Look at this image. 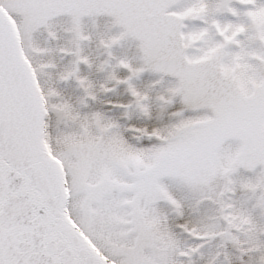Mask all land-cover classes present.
I'll return each instance as SVG.
<instances>
[{"label": "snow or ice", "instance_id": "obj_1", "mask_svg": "<svg viewBox=\"0 0 264 264\" xmlns=\"http://www.w3.org/2000/svg\"><path fill=\"white\" fill-rule=\"evenodd\" d=\"M0 264H264V0H0Z\"/></svg>", "mask_w": 264, "mask_h": 264}, {"label": "rangeland", "instance_id": "obj_2", "mask_svg": "<svg viewBox=\"0 0 264 264\" xmlns=\"http://www.w3.org/2000/svg\"><path fill=\"white\" fill-rule=\"evenodd\" d=\"M43 40V36L40 37ZM87 51L93 56V58L97 61L103 58L102 49L96 48L95 44H92ZM69 58L64 57L63 59L60 56H56V63L60 66H64L68 63ZM81 69L84 73L88 74L90 79L93 81L94 88L97 94V99L94 104L97 107H104L105 109H109L111 114L118 116L121 121L125 120L124 117L120 116V110L113 108L111 105L105 103V100L108 98L111 99H123L127 97V92L123 85H117L112 92L105 93L101 88V84L106 83V73L104 71L98 70L97 65L93 64L91 68H88L84 65H81ZM147 77V74H145ZM146 82V81H145ZM50 83L53 87L60 90L62 95L68 99H70L73 103L79 104V98L82 95L81 89L77 86L74 80L69 81H60L56 78L55 70L53 71V75L50 78ZM110 83V82H108ZM135 119V117L133 118ZM144 142H147L146 140Z\"/></svg>", "mask_w": 264, "mask_h": 264}]
</instances>
